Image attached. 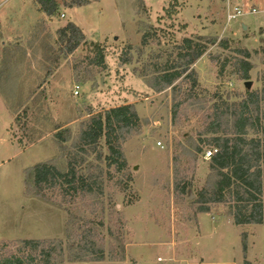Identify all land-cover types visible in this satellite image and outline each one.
<instances>
[{"label":"rangeland","instance_id":"1","mask_svg":"<svg viewBox=\"0 0 264 264\" xmlns=\"http://www.w3.org/2000/svg\"><path fill=\"white\" fill-rule=\"evenodd\" d=\"M234 7L257 14L228 23ZM68 22L86 44L66 56L57 31ZM184 40L207 48L192 66L194 93L189 79L175 93L155 92L149 83L176 62ZM93 45L103 49L102 64ZM245 52L248 81L238 65ZM127 104L139 122L123 131L124 170L107 167L102 136L95 151L79 153L85 172L102 170L100 190L27 189L29 167L51 160L66 171L58 131H70L71 151L92 117ZM241 111L251 120L246 137L263 139L264 0H99L61 5L51 18L32 0H0V256L22 240H49L61 244L64 264H264V225H234L228 198L198 212L199 193L208 197L216 180L203 157L215 149L210 137L231 135V113ZM89 230L105 260L68 262ZM121 245L124 260L111 261Z\"/></svg>","mask_w":264,"mask_h":264},{"label":"trees","instance_id":"2","mask_svg":"<svg viewBox=\"0 0 264 264\" xmlns=\"http://www.w3.org/2000/svg\"><path fill=\"white\" fill-rule=\"evenodd\" d=\"M37 5L39 12L45 17L58 16L59 8L64 5L67 9L81 8L99 0H32ZM62 44L60 51L66 56L71 55L80 46L86 44L82 31L72 22H68L63 28L57 31ZM201 40V39H199ZM146 44V37L142 38ZM207 45H215V40L208 39ZM220 44V43H219ZM96 52L97 63L102 64L104 60L103 49L98 45L92 46ZM206 46L201 43H193L191 40H184L183 45L177 53V60L170 67L159 69L153 77L150 87L159 93L171 87L173 93L178 89L177 81L191 82L189 95L194 93L197 86L196 73L192 66L206 52ZM244 60L238 61L241 70L240 78L244 81L250 80L249 72L252 68L248 62L249 55L244 53ZM127 63V61H123ZM180 104H176L178 107ZM246 109L245 106L242 107ZM244 111V110H243ZM241 111L239 115L231 113L234 117V132L229 135L210 137V143H214L216 153L211 158V169L216 176L214 188L208 197L204 193H199L198 203L204 204L198 208L199 213H208V204L226 203L227 198L231 201L232 219L236 226L242 225H264V137L255 139L246 137V127L251 120L243 118ZM138 116L132 104L122 105L112 108L104 113V117L98 115L92 117L80 131V134L71 145V151L65 147V143L70 139L69 130H56L55 138L59 147L60 156L67 157L66 171L57 167L56 162L47 161L38 163L25 170V180L27 189L33 187L37 191L47 187H64V195L78 194L80 192L92 194L100 190L99 183L102 178V170L97 174L85 172L81 168L84 159L79 153H86L89 148L95 151L99 140L104 136V143L108 155L104 160L107 167H115L118 172L124 170L125 160L121 151V142L124 141L123 131L130 134L131 130L138 127ZM214 130V129H212ZM216 135V132H211ZM65 135V136H64ZM88 148V149H87ZM200 152V149H197ZM79 166V169L78 167ZM183 189V188H182ZM230 198L232 200H230ZM92 231H86L83 235V242L78 252L68 257V262H96L105 260V252L102 248L96 247L94 242H90ZM21 247L15 252L5 251L0 256V264H64L58 260L62 256V246L55 241L43 240H22ZM118 258L111 261L124 260V246L119 247ZM245 243L243 241V251ZM62 258V257H61Z\"/></svg>","mask_w":264,"mask_h":264},{"label":"built area","instance_id":"3","mask_svg":"<svg viewBox=\"0 0 264 264\" xmlns=\"http://www.w3.org/2000/svg\"><path fill=\"white\" fill-rule=\"evenodd\" d=\"M257 12L254 9H250L248 12H245L242 8L239 7H234L232 10H229L226 16L227 22H233V21H237L245 16H250V15H256ZM61 17H63L61 15ZM79 89L80 87L75 85L73 87V96L77 97L79 96ZM216 153V150H212V151H206L203 155L204 159L209 160L213 157V155Z\"/></svg>","mask_w":264,"mask_h":264},{"label":"water","instance_id":"4","mask_svg":"<svg viewBox=\"0 0 264 264\" xmlns=\"http://www.w3.org/2000/svg\"><path fill=\"white\" fill-rule=\"evenodd\" d=\"M243 29L245 30V29H246V27H245V26H243ZM246 84H248L247 86H250V82H247Z\"/></svg>","mask_w":264,"mask_h":264},{"label":"crops","instance_id":"5","mask_svg":"<svg viewBox=\"0 0 264 264\" xmlns=\"http://www.w3.org/2000/svg\"><path fill=\"white\" fill-rule=\"evenodd\" d=\"M40 15L44 16L41 12H40ZM77 26V25H76Z\"/></svg>","mask_w":264,"mask_h":264}]
</instances>
